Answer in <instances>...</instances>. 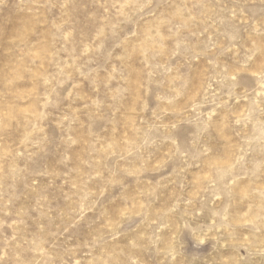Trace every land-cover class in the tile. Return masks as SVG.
Returning <instances> with one entry per match:
<instances>
[{
    "label": "rangeland",
    "instance_id": "rangeland-1",
    "mask_svg": "<svg viewBox=\"0 0 264 264\" xmlns=\"http://www.w3.org/2000/svg\"><path fill=\"white\" fill-rule=\"evenodd\" d=\"M0 264H264V0H0Z\"/></svg>",
    "mask_w": 264,
    "mask_h": 264
}]
</instances>
